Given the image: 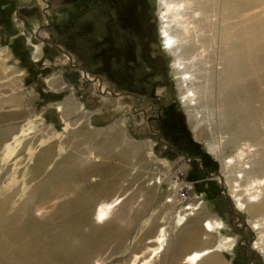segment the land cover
I'll use <instances>...</instances> for the list:
<instances>
[{
	"label": "rangeland",
	"instance_id": "obj_1",
	"mask_svg": "<svg viewBox=\"0 0 264 264\" xmlns=\"http://www.w3.org/2000/svg\"><path fill=\"white\" fill-rule=\"evenodd\" d=\"M159 1L0 0V160L8 152V143L15 147L0 164V264L25 262L27 244L30 264H58L56 258L65 248V258L72 264H84L89 258L86 264H140L149 258L146 247L161 227L163 214L171 209L163 202L175 191H170L173 187L166 174L181 184L176 189L182 198L180 207L201 198L205 202L201 211L222 218L226 233L237 238L235 248L222 253L227 264H264V254L252 247L256 233L249 230L251 218L234 206L220 186L215 178L220 161L209 151L214 137L236 138L240 127L220 123L215 73L221 68L220 36L215 60L204 63L199 73L215 68L213 101L201 105L204 118L196 133L180 101L172 59L161 45ZM223 22L222 12L217 16L218 29ZM173 28L180 32V43L187 38L197 42L198 37L177 23ZM38 32L48 38H39ZM61 48L72 54L73 62L66 61ZM81 69L92 79L82 78ZM98 80L124 96L117 99L97 92ZM69 98L83 106L74 110ZM199 99L206 101L204 93ZM66 107L71 109L69 114L66 109L63 114ZM259 107L256 102L255 108ZM150 124L157 133L147 127ZM116 128L122 131V141L113 144ZM51 135L49 144L76 162L75 181L60 186L57 194L40 183L46 181L45 175L30 178L34 161L44 159L40 141ZM15 138L20 141L14 143ZM137 144L144 147L143 157L132 154ZM254 153L252 160L259 157L258 151ZM159 159L180 163L172 171ZM104 179L108 184L94 201L117 204L108 221L105 225L87 221L71 232L70 216L89 217L88 209L70 206L71 201L83 186ZM23 184L25 190L37 184L36 195L19 194L17 187ZM26 199L29 202L24 204ZM99 228L104 232L93 240ZM109 229L112 233L98 253L97 243ZM167 256L166 251L147 264H169ZM59 259L62 264L64 259Z\"/></svg>",
	"mask_w": 264,
	"mask_h": 264
},
{
	"label": "bare ground",
	"instance_id": "obj_2",
	"mask_svg": "<svg viewBox=\"0 0 264 264\" xmlns=\"http://www.w3.org/2000/svg\"><path fill=\"white\" fill-rule=\"evenodd\" d=\"M159 4L161 6L159 12L161 45L172 59L173 74L177 80L180 101L186 109L192 130L196 133H198L199 126L204 118L203 115H200L201 105H208L213 101L212 90L215 68L211 66L206 74L199 73L204 67V63L207 61L213 63L215 60L217 36H220L221 47L219 49L221 57L219 64L221 68L215 72L219 76L217 87H215L218 92L217 108H219L220 123L221 125L240 124V127H237L236 138L223 141L220 136L214 137L209 145V151L220 161L221 165V170L215 178L219 180L220 186L227 190L234 206L245 211L251 218L249 230L256 233V239L252 247L257 248L264 254V0H160ZM222 12L224 22L221 23L222 27L218 29L217 16ZM213 16L216 17V21H214ZM174 23L180 25L193 38L198 37L197 42H191L187 38L186 42L180 43L178 39L180 32L173 28ZM194 31L196 34H194ZM40 32H38L39 38H48V35H41ZM61 51L67 62L74 61L72 54L63 48H61ZM207 51L208 53L205 56L204 54ZM195 57L204 58L198 62L190 61L189 64L186 63L187 60ZM189 69L198 72L199 75L194 74V72L191 73ZM81 73L82 78L92 79L90 73L86 70L81 69ZM196 79H198L197 82ZM96 84L97 92L108 93L117 99L124 96L112 92L99 80ZM203 93L206 101L201 103L199 98L200 94ZM75 102L70 98L67 101L73 109L82 105ZM256 102H260V107L257 109L255 108ZM58 108L60 110V107ZM65 109L68 114L71 112V109L66 107L63 109V114H65ZM147 127L151 131H155L152 124ZM18 129L16 128L14 133H10V135L13 137ZM113 133V144L122 141V131L116 128V132ZM52 136L40 141V145L45 146V149L41 151V156L44 159L34 161L30 178L37 174L45 175L43 179L46 181L40 183L50 189L52 194H57L60 186L67 187L69 183L72 184L75 181L74 169L76 162H72L64 152L56 151L54 146L49 144L53 139ZM243 139L251 142H240ZM19 141V138L14 139V143ZM254 146L259 148L256 149ZM229 147H235V149L230 151L227 149ZM14 148L13 143H8V152L2 157L0 164L13 154ZM132 150L133 155H142L143 157L144 147L142 145H134ZM29 151L30 153L33 151L32 147ZM147 151L151 152L149 147ZM255 151H258L257 155L259 154V157L252 160V157H255ZM38 157H36V160H38ZM154 159L157 158L154 157ZM157 161L165 165L168 164L169 170L172 171H175V167L180 163L177 162L174 165L160 159ZM166 176L170 182V187H173L170 191L175 189V191L170 192L171 197L168 196L163 200L165 208L171 209L163 214L161 227L150 241L151 246L146 247L145 251L149 252V258H146L140 264H147L149 260L162 256L166 251L169 264H227L222 257V253L232 251L236 246L237 238H233V236H230L231 234L226 233L227 229L222 218L201 211L205 208V202L201 198L191 200L187 207H180L179 204L182 198L176 189L181 188V184L176 180L173 181V178H170L169 175L166 174ZM85 178L87 180V177ZM107 181L104 179L99 184L95 182L92 186H83L77 193L75 200L71 201L70 206L76 205L78 208H86L88 209L87 214H89L87 218L86 216H70L71 232L74 228L77 230L79 226L87 221L94 224H106L117 204L102 202L99 199L94 201V199H96V193L106 187ZM25 185L17 187L19 194H24L26 198L36 195L35 188H37V184L35 187L34 185L28 186L31 187L28 190L24 189ZM174 192L175 195L173 196ZM172 197L176 198L175 202ZM93 201L94 205H92ZM26 202H29V200H24V204ZM92 210H95V212L93 220L90 221ZM103 232L104 228H99L94 236H91L92 239L96 240V237ZM213 232L219 234V236L211 237ZM111 233L112 231L109 229L102 236V242L97 243L95 241L99 244L98 253L104 249V243H106ZM217 238L219 239L216 241ZM60 245L63 248L67 246ZM23 251L26 258L25 262L18 263L13 260L14 263L12 264H30L28 260L31 246L27 244ZM66 254L67 248L57 256L58 264H61L59 257L64 259L62 264L73 263V261L65 258ZM137 259L138 255L134 261ZM87 262H90V258L87 259ZM87 262L84 261V264Z\"/></svg>",
	"mask_w": 264,
	"mask_h": 264
},
{
	"label": "flooded vegetation",
	"instance_id": "obj_3",
	"mask_svg": "<svg viewBox=\"0 0 264 264\" xmlns=\"http://www.w3.org/2000/svg\"><path fill=\"white\" fill-rule=\"evenodd\" d=\"M150 123H152V122H150Z\"/></svg>",
	"mask_w": 264,
	"mask_h": 264
}]
</instances>
